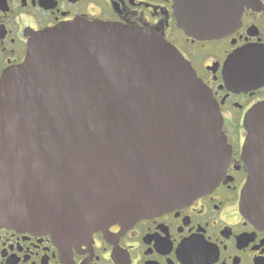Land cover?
Segmentation results:
<instances>
[{
  "label": "water",
  "instance_id": "1",
  "mask_svg": "<svg viewBox=\"0 0 264 264\" xmlns=\"http://www.w3.org/2000/svg\"><path fill=\"white\" fill-rule=\"evenodd\" d=\"M174 0L187 34L214 38L224 22ZM184 4V5H183ZM23 61L0 76V224L58 243L91 239L212 189L229 146L220 112L175 47L152 31L76 20L31 34ZM247 178L239 207L264 227V101L243 119Z\"/></svg>",
  "mask_w": 264,
  "mask_h": 264
},
{
  "label": "flooded vegetation",
  "instance_id": "2",
  "mask_svg": "<svg viewBox=\"0 0 264 264\" xmlns=\"http://www.w3.org/2000/svg\"><path fill=\"white\" fill-rule=\"evenodd\" d=\"M203 1L186 7L198 11L208 2L224 22L240 3L239 21L221 36L198 38L178 27L183 16L174 0H0V76L23 61L34 32L76 20L150 30L179 51L209 90L230 154L210 191L157 216L94 230L91 239L66 245L0 224V264H264V227L239 207L248 176L243 119L264 101V0Z\"/></svg>",
  "mask_w": 264,
  "mask_h": 264
}]
</instances>
